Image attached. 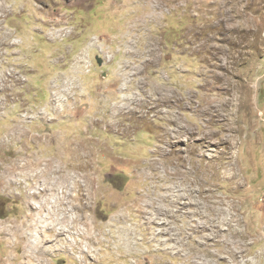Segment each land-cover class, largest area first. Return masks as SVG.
<instances>
[{
    "label": "rangeland",
    "instance_id": "374dc122",
    "mask_svg": "<svg viewBox=\"0 0 264 264\" xmlns=\"http://www.w3.org/2000/svg\"><path fill=\"white\" fill-rule=\"evenodd\" d=\"M0 5V264H264V0Z\"/></svg>",
    "mask_w": 264,
    "mask_h": 264
},
{
    "label": "water",
    "instance_id": "95a60500",
    "mask_svg": "<svg viewBox=\"0 0 264 264\" xmlns=\"http://www.w3.org/2000/svg\"><path fill=\"white\" fill-rule=\"evenodd\" d=\"M97 59H98L99 62H102V59L101 58L97 57Z\"/></svg>",
    "mask_w": 264,
    "mask_h": 264
},
{
    "label": "bare ground",
    "instance_id": "6f19581e",
    "mask_svg": "<svg viewBox=\"0 0 264 264\" xmlns=\"http://www.w3.org/2000/svg\"><path fill=\"white\" fill-rule=\"evenodd\" d=\"M0 7H2L1 5H0ZM153 53H154V49H153ZM145 54V53H144ZM148 54V53H147Z\"/></svg>",
    "mask_w": 264,
    "mask_h": 264
}]
</instances>
